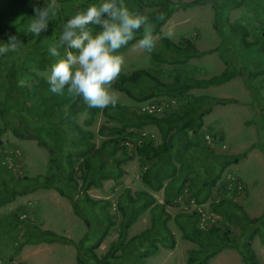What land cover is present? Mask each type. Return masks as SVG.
<instances>
[{
	"label": "trees",
	"instance_id": "16d2710c",
	"mask_svg": "<svg viewBox=\"0 0 264 264\" xmlns=\"http://www.w3.org/2000/svg\"><path fill=\"white\" fill-rule=\"evenodd\" d=\"M17 1L28 8L29 15L34 13V7H42L47 2V0H41L38 3H34L31 0ZM61 1L62 5L59 6L56 16L49 21L48 26L50 28L55 27L57 24L63 27L67 19L78 8L83 9L89 4H98L100 2V0ZM202 1L204 0H125V3L130 8L148 15L149 19L157 25L156 33L177 7H188ZM227 1L229 0L215 1L216 18L214 25L217 28V21L221 18ZM10 12L2 8L0 10V37L13 32V25L10 26ZM7 17L10 18L7 19ZM6 26L7 30H5ZM228 27L233 32H241L238 42L242 49L247 50L250 54H252V51H257L256 53H260V56H256L249 64L244 63L242 69L226 67L219 74L210 77H197L194 72H189L186 66L189 59L203 54V51L199 50L188 38L174 41L167 36H161L160 43L167 54V61L171 65L179 66L185 71L172 73L170 81H164L160 78V75H156L144 68L134 70L129 74L121 73L114 82L113 87L118 91L124 92L137 104V107L118 104L115 108L109 107L102 110L110 119L118 120L120 126L102 127L101 133L108 135L110 138L103 140L99 146H96L91 141V132L84 131L74 122H70L72 123V130L76 131L81 137V144L75 146V149H78L77 158L66 150L67 140L63 136V129L55 125L53 119L43 120L44 115L51 112L48 108L46 109L41 100L39 103L35 99L31 109L32 116L29 115L27 117L25 114L27 106L24 105V101L29 98V94L34 95L36 93L35 88L38 85L27 84L22 89L18 82L13 94L7 95V92H4L6 106L5 108L0 107V132L3 131L7 123L11 122V119L12 121L14 120V122H11L12 125L17 124L22 127L20 133L23 135L21 137L36 139L39 145L44 146L48 150L49 170L46 174L38 177H22L11 173L7 161L4 159L5 157L0 159V205L5 201L15 199L17 195L26 194L38 188H53L72 203L74 213L82 218L87 225L90 224L92 219H97L96 211L98 209V216H100L104 224L103 229L97 232L100 234L96 236V240L87 248H84L82 244L74 243L64 236H58L50 230H38L35 226L27 229L28 233L24 234L26 239L34 236V242L39 243L48 239L45 236H53L58 241L74 243L77 248L78 260L82 264H112L113 262V264H123L122 259L130 261L131 264H136L137 259L146 257L158 249L157 242L166 248L175 246V237L167 224V221L173 218L182 231V237L198 245V248L190 249L186 264H207L211 255L220 252L226 246H233L239 251L243 264H264L258 260L251 246L253 232L255 230L258 231L260 228L263 229L264 211L259 216L251 217L240 204L234 201V197L240 192V188L235 180L236 178L233 177H229L227 181L217 188L219 191L215 196H209L211 190L217 185L221 173L231 163H237L240 158L246 155V152L236 154L232 158L226 154H216L211 147L214 143L213 132H203L202 130L204 116L211 112L212 106L216 104L224 105L236 100L233 98L215 97L209 94L195 95L190 92L193 89L224 84L239 75L243 78L244 84L250 89L252 94L254 96L257 94L260 87L259 81L262 83L264 78V30L261 31L254 41H249L246 39L249 32L243 24L230 23ZM221 34L224 43L230 42L225 33ZM27 35V39H31L33 42L38 40V36L30 32ZM58 39L59 36L55 38L56 41ZM48 48L49 45H45L42 49L40 48L41 50L32 48V51L44 52L45 54V59L38 62L40 63V68L56 59L50 55ZM47 53L49 54L47 55ZM3 56H7L8 59L6 64L9 69L7 75L5 74V78L7 82L6 88L9 89L12 84L11 78L14 77V73L10 72L14 60H12L13 58L9 59V56L12 57L10 53ZM155 58L160 62L165 59L159 55H155ZM243 60L247 62L245 57ZM250 65L252 67H248ZM24 69H26L25 66ZM254 82L259 85H254ZM42 83L45 85L43 80ZM44 85L42 86L43 88L45 87ZM27 88L30 89L27 90ZM21 92L26 94L25 100L23 97L21 98ZM146 104H154L156 108L151 112L142 110V107ZM34 107L37 110H33ZM72 111V114H70L71 119L78 109H72ZM90 111L93 114L97 109L90 108ZM9 113L13 114L10 118H8ZM255 117L257 131L264 132V105L259 108ZM148 125L156 127L159 142H156V137L153 133L143 130ZM127 129L132 131L127 132ZM16 132L18 133V131L14 130V133ZM206 134L209 139L206 138ZM67 144L69 146V143ZM259 146L264 149L263 143ZM116 151H121L125 155L120 161H116ZM107 158L110 159V167L106 164ZM134 158L141 164L140 177L142 182L151 191L163 190V201H156L155 196L148 190L137 191L135 196L131 195L129 190H127L122 196V201L117 202V208L123 215L119 237H124L129 224L134 222L148 208L151 213V226L132 236L121 246L113 244L107 252L98 256L95 249L101 243L109 224L112 223L110 213L106 209L110 202L92 198L88 191L92 187L101 188L102 181L107 178L117 179V177L121 176L122 171L117 167L112 168V164H118ZM196 165L202 168L204 173V176L200 179L201 181L198 182L192 174ZM115 169H118L117 173L114 172L116 171ZM78 179H81V183H79ZM2 195L6 196V200L1 199ZM182 198H184V201L187 200V203L191 201L196 205L208 202L211 212L223 214L231 222L233 221L231 215L234 214L235 220L246 228L244 243L239 241L238 238L231 236L229 226H224V229L214 224L209 227L199 226L198 222L205 219L200 208H194L190 212L181 211L172 217L166 207L175 204ZM16 217L18 218L19 215L17 214ZM6 225L7 227H4L6 228L4 231H12L14 233L13 237L15 240L17 239L15 243L19 244L20 238L15 235L17 224L9 220L2 222L0 228ZM248 233L250 234L246 236ZM118 247L122 251L120 254H115V250ZM132 251H135V254Z\"/></svg>",
	"mask_w": 264,
	"mask_h": 264
},
{
	"label": "rangeland",
	"instance_id": "374dc122",
	"mask_svg": "<svg viewBox=\"0 0 264 264\" xmlns=\"http://www.w3.org/2000/svg\"><path fill=\"white\" fill-rule=\"evenodd\" d=\"M31 1L38 3L41 0ZM215 1L219 0H204L188 7H177L167 21L161 25L159 31L154 34L157 37V46L150 55L138 48L136 40L127 47L122 48L119 53L124 58L121 73L129 74L134 70L144 68L156 75H160L162 80L170 81L172 73L184 72L185 70L183 71L179 66L171 65L167 61V54L160 43L161 36H167L174 41L188 38L199 50L203 51V54L189 59L186 66L187 70L194 72L197 77H210L219 74L226 67L242 69L244 63L249 64L256 56H260V53H256L257 51H252V55L247 50L242 49L238 42L241 32H233L228 25L230 23L243 24L249 32L246 39L254 41L261 31L264 30V0L227 1L223 14L217 21L219 29L214 25L216 18ZM57 4L61 6L62 1L57 0ZM1 8L5 11H11L10 26L13 25L12 34L16 35L23 45L20 51L16 53L10 52L12 57L9 56V59L13 58L12 60H14L10 72L14 73V77L11 78L12 84L9 89L6 88L7 82L5 78V74L7 75L9 69L6 64L8 59L7 56L0 55V107L5 108L6 106L4 92L6 91L7 95L13 94L18 82L21 85V81H23L22 89L27 84L38 85L35 88L36 93L34 95L29 94V98L24 101V105L27 106L25 114L27 117L29 115L32 116L31 109L35 99L39 103L41 100L46 109L48 108L51 112L44 115L43 120L53 119L55 125L63 129V136L69 143V146L67 143L65 145L66 150L72 153L75 158H77L78 152L75 146L81 144V137L76 131L72 130V123L70 122H74L84 131L91 132V141L96 146H99L103 140L110 138L108 135L101 133L100 130L102 127H119L120 122L110 119L100 109H97L92 114L90 108L81 98L68 95L66 90L64 95L51 93L47 78L51 65L55 61L52 60L46 63L43 68H40V63L38 62L45 59V54L44 52L32 51V48L41 50L45 45L54 44L56 42L55 38L61 35L63 27L60 24L52 28L48 26L50 29L41 33L38 36V40L33 42L31 39H27V28L30 19L34 17V13L29 15L28 8L22 6L17 0H0V10ZM9 18L7 17V19ZM7 26L5 30H7ZM220 32L225 33L230 42L224 43ZM140 35V33H137V40ZM7 36L0 37V43L6 42ZM63 51L62 49L61 52L63 53ZM236 53L238 54L235 55ZM155 55L165 58L164 61L160 62L155 58ZM244 57L247 62L243 60ZM24 66L26 69H24ZM259 83V90L255 94L257 99L239 75L221 85L190 91L195 95L209 94L215 97H226L236 100L224 105L216 104L212 106L211 112L204 116L202 130L203 132H213L214 143L211 147L216 154H226L232 158L236 154L246 152V155L240 158L237 163H231L221 173L217 185L211 190L209 196H215L219 191L217 188L227 181L229 177L236 178L240 192L236 194L234 201L240 204L251 217L259 216L264 211V149L259 146L262 143L264 144V132H258L255 124V114L264 105V78L262 83L260 81ZM43 85L45 86L44 88L42 87ZM254 85L259 84L254 82ZM29 89L27 88V90ZM116 92L120 97L118 104L137 107V104L124 92L118 90ZM20 95L25 100L26 94L21 92ZM38 108L40 109L39 106ZM76 108L78 111L71 119L72 109ZM35 109L34 107L33 110ZM11 116L13 114L9 113L8 118ZM11 122H14V120L12 121L11 119ZM11 122L5 123L3 131L0 132V159L5 157L9 170L15 175L38 177L46 174L49 170L48 150L44 146L39 145L36 139L21 137L23 135L20 133L22 127L17 124L12 125ZM14 130L18 131V133H14ZM143 130L153 133L156 137V142H159L155 126L148 125ZM131 131L127 129V132ZM115 153L116 161H120L125 156L121 151H116ZM109 160L107 158L106 164L108 167H110ZM118 164L114 163L111 167L119 168L122 171L121 176L117 177V179L107 178L102 181L101 188L92 187L88 191L92 198L110 202L106 209L110 213L112 223L109 224L101 243L95 249L98 256L107 252L113 244L121 246L132 236L151 226V213L148 208L134 222L129 224L124 237H119L123 215L117 208V202L122 201V196L127 190L134 196L137 191L148 190L155 196L156 201H163V190L151 191L142 182L140 177L142 168L136 158L125 160ZM117 170L114 172L117 173ZM192 174L197 182L201 181V177L204 176L202 168L197 165ZM78 180L81 183V179ZM1 199L6 200V196L2 195ZM186 201L182 198L175 204L167 206L166 209L173 217L181 211L190 212L194 208H200L205 219L198 222L199 226L209 227L214 224L221 229H224V226H229L231 236L238 238L239 241L244 243L246 228L235 220L234 214L231 215L233 218L231 222L223 214L211 212L208 202L196 205L191 201H189L190 203ZM98 210L96 211L97 219H92L90 224L87 225L82 218L74 213L72 203L53 188H38L26 194L17 195L13 200L5 201L0 205V224L9 220L17 224L15 235L20 238V243H15L17 239L15 240L13 237L14 233L12 231H4L6 230L4 227H7V225L0 228V264H82L78 260L77 248L74 243L82 244L84 248H87L96 240V236L100 234L97 232H100L104 227L100 216H98ZM17 214L19 215L18 218L16 217ZM167 224L175 237V246L166 248L157 242L158 249L146 257L137 259L136 264L187 263L190 249L198 248V245L182 237V231L173 218H170ZM32 226H35L38 230H50L58 236H64L72 240L74 243L58 241L53 236H45L48 239L39 243L34 242V236L26 239L24 234L26 235L28 233L27 229ZM251 246L258 260L264 263V226L263 229L260 228L258 231L255 230L253 232ZM121 251V248L118 247L115 250V254H120ZM132 253L135 254V251H132ZM122 261L123 264H131L126 259H122ZM207 264H243V260L235 247L226 246L220 252L211 255Z\"/></svg>",
	"mask_w": 264,
	"mask_h": 264
},
{
	"label": "clouds",
	"instance_id": "9594fccd",
	"mask_svg": "<svg viewBox=\"0 0 264 264\" xmlns=\"http://www.w3.org/2000/svg\"><path fill=\"white\" fill-rule=\"evenodd\" d=\"M58 8L57 0L34 7L27 32L35 36L46 32ZM156 27L148 15L130 8L125 0H100L78 8L48 48L56 58L47 78L50 92L64 95L66 90L93 109L115 108L120 97L112 85L124 64L120 50L136 40L138 48L150 55L157 46ZM137 33L141 34L138 40ZM22 45L16 35L8 34L7 41L0 43V55L16 53Z\"/></svg>",
	"mask_w": 264,
	"mask_h": 264
},
{
	"label": "built area",
	"instance_id": "2783aa9c",
	"mask_svg": "<svg viewBox=\"0 0 264 264\" xmlns=\"http://www.w3.org/2000/svg\"><path fill=\"white\" fill-rule=\"evenodd\" d=\"M156 108V106L154 105V104H151V105H144L143 107H142V110H146V111H148V112H151V111H153L154 109ZM158 110H159V108H157ZM206 138H208L209 139V136L206 134Z\"/></svg>",
	"mask_w": 264,
	"mask_h": 264
}]
</instances>
